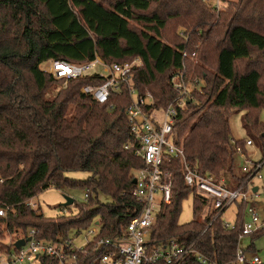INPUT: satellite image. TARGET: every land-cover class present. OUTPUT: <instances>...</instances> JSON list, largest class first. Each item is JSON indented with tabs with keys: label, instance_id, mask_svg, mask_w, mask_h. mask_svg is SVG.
Wrapping results in <instances>:
<instances>
[{
	"label": "trees",
	"instance_id": "obj_1",
	"mask_svg": "<svg viewBox=\"0 0 264 264\" xmlns=\"http://www.w3.org/2000/svg\"><path fill=\"white\" fill-rule=\"evenodd\" d=\"M183 52L195 57L183 59ZM96 56L106 64L138 59L133 87L150 93L156 109L176 97L170 83L175 73L184 68L186 79L199 80L185 108L177 110L172 138L200 175L223 178L229 189L246 180L236 153V147L247 153L246 139H233L229 127L240 112L264 157V0H231L218 13L205 0H0V208H8L0 217V241L33 230L37 239L55 242L93 226L97 238H115L138 213L132 180L145 163L124 149L133 140L125 114L129 92L123 88L99 104L80 89L103 79L78 78L46 97L52 84L63 81L42 65ZM160 168L172 174L171 198L150 229L148 245L195 241L194 249L211 264H237L239 249L255 251L264 229L243 233L245 202L235 203L232 228L217 218L205 229L215 212L193 195V220L179 224L181 204L192 194L181 159L165 156ZM68 172L88 177L75 180ZM49 187L80 189L86 199L74 201L75 213L47 218L27 203ZM243 237L250 242L240 248ZM77 256L78 264H97L99 255ZM41 264L54 263L43 258ZM182 264L198 263L189 255Z\"/></svg>",
	"mask_w": 264,
	"mask_h": 264
},
{
	"label": "built area",
	"instance_id": "obj_2",
	"mask_svg": "<svg viewBox=\"0 0 264 264\" xmlns=\"http://www.w3.org/2000/svg\"><path fill=\"white\" fill-rule=\"evenodd\" d=\"M205 1L218 13L226 2L231 0ZM193 57L194 54L189 56L187 52L182 53L183 59ZM139 65L138 59L126 63L106 64L96 56L94 60L85 63L49 60L43 68V71L53 79L63 81L64 85L78 78L103 79L100 85H85L80 89L82 94L90 96L99 104H105L111 93L120 95L123 88L129 92L132 99L125 114L133 140L127 143L124 149L132 151L145 163V168L134 173L135 184L131 195L140 206L136 216L130 220L125 231L115 238H97L98 227H91L81 247H76L73 243V238L78 237L80 232H76L68 239L47 242L37 239L32 230L26 235H17L8 241H0V244L4 245L0 249V264H27L31 259L41 264L43 258H49L54 264H78V252L92 257L98 254V258L95 259L97 264H182L189 255H193L198 264H211L194 249L195 241L187 244L169 239L153 246L147 244L150 229L155 225L157 216L170 203L172 174L160 168L165 156L181 159L185 185L192 195L205 202L204 210L215 212L205 229L217 218H222L229 207L240 201L246 203L243 233L264 229L262 217L264 214H259L255 204L256 199L264 196V189L260 191L252 184L254 179H262L260 172L264 166V159L254 160L253 157L247 156L241 147H236L240 171L246 174L247 178L235 189L227 188L223 178L211 174L200 175L186 162L182 147L175 145L172 138V126L177 110L185 108L191 99L190 90L194 86H199V80L186 79L184 68L175 73L170 78V83L176 97L166 107L156 109L150 93L139 94L133 87L132 71ZM252 146L253 142L246 139L245 150ZM27 205L32 209L35 207L29 201ZM7 211L8 208H0V217L6 216ZM224 225L232 228V224L224 222ZM28 238L29 241L26 240ZM18 240H25V244L15 248L14 243ZM235 262L261 264L257 256L248 257L240 249L236 253Z\"/></svg>",
	"mask_w": 264,
	"mask_h": 264
},
{
	"label": "rangeland",
	"instance_id": "obj_3",
	"mask_svg": "<svg viewBox=\"0 0 264 264\" xmlns=\"http://www.w3.org/2000/svg\"><path fill=\"white\" fill-rule=\"evenodd\" d=\"M45 67V64L41 66V69ZM64 86L59 82L54 83L51 85L50 90L46 93V97H51L55 93L59 91ZM243 113H237L231 116L229 119V127L231 131V137L233 139H247L250 138L253 141V146L246 149L247 156L253 157L254 160L264 159L262 156L261 151L259 150V141L255 134H250L245 131L241 124V117ZM259 120L264 122V111H261L259 115ZM264 145V138L262 139ZM255 154V155H254ZM262 177L261 180L254 179L252 184L254 187H257L260 191L264 189V166L260 172ZM68 178L75 179V180H85L88 177L87 173L84 172H68L65 175ZM65 197L72 198L76 203L84 202L85 192L80 189H54L53 187H49L46 190L39 193L36 197L31 199L29 202L32 205H35L34 210L41 212L45 217L52 218L56 217L58 214L65 211V213H75L76 208L74 205L68 206L69 209L65 208L63 204L65 203ZM100 201L103 203L109 202V198L103 195H100ZM256 206L258 207V212L260 215L264 214V196H260L255 201ZM235 206L232 205L229 207L222 216V220L226 223L232 224L235 219ZM193 220V195L190 194L186 200H184L181 204V210L178 218L179 224H185ZM89 230V229H88ZM88 230L80 231L78 237L73 238V243L76 247H81L84 245L85 240L84 237L87 234ZM6 234V233H4ZM70 237L75 235V232L69 233ZM13 237L10 235L3 236L1 241H8ZM249 238L243 237L239 241L240 248H245L249 244ZM254 249L253 253L247 254L248 257H252L253 255L257 256L261 263L264 264V235L260 236L258 239L254 241ZM27 264H40L39 261L31 259Z\"/></svg>",
	"mask_w": 264,
	"mask_h": 264
},
{
	"label": "water",
	"instance_id": "obj_4",
	"mask_svg": "<svg viewBox=\"0 0 264 264\" xmlns=\"http://www.w3.org/2000/svg\"><path fill=\"white\" fill-rule=\"evenodd\" d=\"M132 184H135V180H132ZM255 191V189L253 190ZM74 200L72 198L69 197H65V203L63 204L65 207L71 206L73 205ZM264 218V216H262ZM27 241L30 240V238L26 239ZM25 244V240H18L17 242L14 243V247L15 248H19L21 246H23Z\"/></svg>",
	"mask_w": 264,
	"mask_h": 264
}]
</instances>
